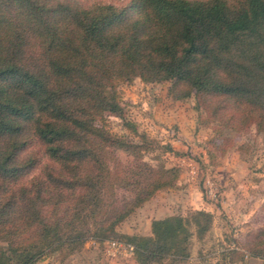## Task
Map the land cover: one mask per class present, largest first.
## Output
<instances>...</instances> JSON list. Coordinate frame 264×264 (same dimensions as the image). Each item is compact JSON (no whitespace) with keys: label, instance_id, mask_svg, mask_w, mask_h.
Returning a JSON list of instances; mask_svg holds the SVG:
<instances>
[{"label":"trees","instance_id":"obj_1","mask_svg":"<svg viewBox=\"0 0 264 264\" xmlns=\"http://www.w3.org/2000/svg\"><path fill=\"white\" fill-rule=\"evenodd\" d=\"M134 78L168 82L217 130L264 132V0H0V264L108 239L130 244L137 264L194 260L210 211L153 219L146 235L118 230L179 172L105 128L123 116L118 84ZM247 253L264 260V240Z\"/></svg>","mask_w":264,"mask_h":264},{"label":"rangeland","instance_id":"obj_2","mask_svg":"<svg viewBox=\"0 0 264 264\" xmlns=\"http://www.w3.org/2000/svg\"><path fill=\"white\" fill-rule=\"evenodd\" d=\"M123 4L128 0H102ZM168 82H147L134 78L120 82L118 99L122 118L107 115L105 128L127 141L142 143L143 159L152 165L177 167L172 186L156 191L118 226L127 234H149L151 221L168 215L187 216L204 209L213 213L211 229L203 239L192 237L190 264L221 262L218 252L233 247L244 252V259L232 264H264L247 251L255 241L264 240V132L251 124L243 129L217 130L200 117L194 99L173 100ZM118 158L131 157L117 151ZM127 195V194H126ZM110 241L120 243L117 248ZM239 251V252H240ZM237 256L234 255V258ZM36 264H137L133 248L108 239L89 240L63 260L58 253L47 255Z\"/></svg>","mask_w":264,"mask_h":264},{"label":"built area","instance_id":"obj_3","mask_svg":"<svg viewBox=\"0 0 264 264\" xmlns=\"http://www.w3.org/2000/svg\"><path fill=\"white\" fill-rule=\"evenodd\" d=\"M120 243L116 242V241H110L109 242V246L112 247V248H117V246H120L119 245ZM126 248H129L130 250H132V246L130 244H125V249Z\"/></svg>","mask_w":264,"mask_h":264}]
</instances>
